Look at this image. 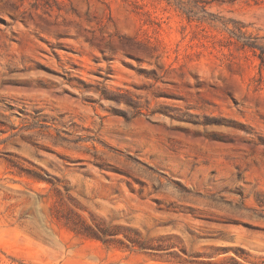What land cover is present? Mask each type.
Returning <instances> with one entry per match:
<instances>
[{"label":"rangeland","instance_id":"1","mask_svg":"<svg viewBox=\"0 0 264 264\" xmlns=\"http://www.w3.org/2000/svg\"><path fill=\"white\" fill-rule=\"evenodd\" d=\"M262 49L264 0H0V264H264Z\"/></svg>","mask_w":264,"mask_h":264},{"label":"trees","instance_id":"2","mask_svg":"<svg viewBox=\"0 0 264 264\" xmlns=\"http://www.w3.org/2000/svg\"><path fill=\"white\" fill-rule=\"evenodd\" d=\"M262 55H263V57H264V49H262ZM78 231H80V230L78 229Z\"/></svg>","mask_w":264,"mask_h":264}]
</instances>
